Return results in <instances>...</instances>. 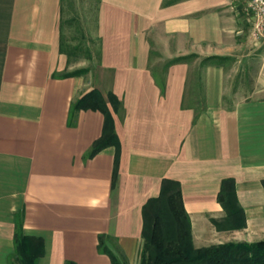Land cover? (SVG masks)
I'll return each instance as SVG.
<instances>
[{
    "label": "crops",
    "instance_id": "0c3cea01",
    "mask_svg": "<svg viewBox=\"0 0 264 264\" xmlns=\"http://www.w3.org/2000/svg\"><path fill=\"white\" fill-rule=\"evenodd\" d=\"M60 4L0 0V264L19 211L23 233L43 239L36 264H111L100 234L139 264L142 207L163 178L180 184L195 247L264 239V38L244 0H99L97 60L65 77ZM93 88L122 103L109 105L117 152L88 155L102 112L69 120L71 100ZM226 177L243 228L213 222H224Z\"/></svg>",
    "mask_w": 264,
    "mask_h": 264
},
{
    "label": "trees",
    "instance_id": "16d2710c",
    "mask_svg": "<svg viewBox=\"0 0 264 264\" xmlns=\"http://www.w3.org/2000/svg\"><path fill=\"white\" fill-rule=\"evenodd\" d=\"M62 1L59 20V51L66 55L69 64L74 54L63 39ZM209 59V58H208ZM204 60H207L204 59ZM87 69L65 72L62 76L85 74ZM118 110L121 101L111 92L106 97L96 88L71 100L68 117L71 122L79 110H99L104 116L102 134L96 139L88 152L91 156L102 148L113 145L119 151V140L115 132L114 120L109 108ZM116 178V162L112 175V184ZM264 187V180H262ZM225 216L224 222L213 220L216 227L228 229L243 228L245 217L238 204L235 183L232 177L221 180L217 193ZM23 211L15 214L13 234L14 252L9 256L10 264H36L44 252L43 239L26 235L22 230ZM142 238L140 264H264V239L255 242H227L205 247H195L192 242L190 218L184 208L180 184L178 181L163 178L157 196L149 198L142 207ZM106 236L98 235V251L106 253L111 264H128L122 256H117L105 243ZM65 264H75L66 261Z\"/></svg>",
    "mask_w": 264,
    "mask_h": 264
},
{
    "label": "rangeland",
    "instance_id": "374dc122",
    "mask_svg": "<svg viewBox=\"0 0 264 264\" xmlns=\"http://www.w3.org/2000/svg\"><path fill=\"white\" fill-rule=\"evenodd\" d=\"M98 5L99 0L62 1L63 39L74 50L69 59L68 71L91 68L97 60L98 38L95 29ZM111 248L115 251L113 243Z\"/></svg>",
    "mask_w": 264,
    "mask_h": 264
},
{
    "label": "built area",
    "instance_id": "2783aa9c",
    "mask_svg": "<svg viewBox=\"0 0 264 264\" xmlns=\"http://www.w3.org/2000/svg\"><path fill=\"white\" fill-rule=\"evenodd\" d=\"M242 13L253 34L264 38V0H244Z\"/></svg>",
    "mask_w": 264,
    "mask_h": 264
}]
</instances>
